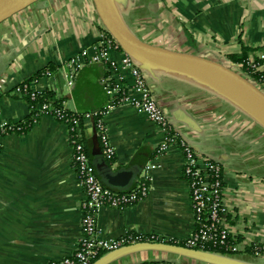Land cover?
Instances as JSON below:
<instances>
[{
	"label": "crops",
	"instance_id": "0c3cea01",
	"mask_svg": "<svg viewBox=\"0 0 264 264\" xmlns=\"http://www.w3.org/2000/svg\"><path fill=\"white\" fill-rule=\"evenodd\" d=\"M120 22L141 41L205 57L241 72L229 55L246 50L264 70V0H111ZM103 23L93 0H35L0 23V121H23L30 113L14 92L49 65L53 70L30 88L51 91L77 114L103 109L108 77L130 86L129 69L103 63L83 66L67 84L66 61L98 51ZM119 63L122 53L110 50ZM151 96L173 129L201 159L223 170L225 219L237 251L233 260L264 264V122L239 99L198 74L152 64L139 65ZM133 95V94H132ZM115 155L107 160L84 118V144L100 182L101 170L140 169L148 193L137 204L102 208L99 235L118 239L129 232L184 240L194 230L184 155L177 145L158 153L159 128L128 102L104 117ZM0 151V264H48L73 254L81 235L85 192L72 161L67 125L43 114L24 134L11 133ZM130 188V189H131ZM110 253V252H109ZM102 254L96 261L106 256ZM94 261L93 263H95ZM92 263V264H93ZM108 264H205L177 254L142 250Z\"/></svg>",
	"mask_w": 264,
	"mask_h": 264
},
{
	"label": "built area",
	"instance_id": "2783aa9c",
	"mask_svg": "<svg viewBox=\"0 0 264 264\" xmlns=\"http://www.w3.org/2000/svg\"><path fill=\"white\" fill-rule=\"evenodd\" d=\"M110 50L120 51L122 57L119 63L108 57ZM103 63L109 69L116 71L119 68L129 69L133 82L130 86L108 77L104 80V90L109 97L107 105L94 112L84 114V118H97L95 132L99 137L101 151L107 160H112L115 155L111 145L107 127L104 122L105 115L122 102H128L139 111L146 114L149 121L154 123L162 133V141L157 149L158 153L165 152L170 146L177 145L183 152V175L188 182L191 208L194 220V230L180 245L191 249L203 250L205 246L222 248L225 251L235 252L237 246L230 234L225 219L226 206L224 202L223 170L219 162L201 159L184 140L179 138L169 119L151 96L149 88L137 66V62L125 53L117 41L104 29L100 36L98 51L90 57L85 52L70 57L65 66L67 71V84L71 85L78 71L85 65ZM253 68H259L256 63H250ZM36 81V80H34ZM19 96L30 95L33 99L36 92L30 88V82H23L14 88ZM133 94V95H132ZM39 119L43 114L50 115L58 121L62 115L59 112L46 113L47 105H37ZM38 121V120H37ZM35 121V122H37ZM11 121H0V151L3 147V138L13 133ZM68 140L72 147V161L77 173V178L85 192L80 218L81 235L73 254L53 260L48 264H92L100 254L109 253L123 247L138 243H166L167 239L157 235H141L143 242L135 239L126 240L124 236L118 239H106L99 235L96 218L102 208L124 209L137 204L148 193L149 175L143 174L135 186L125 192H116L105 187L98 179L95 168L90 162L84 145L81 141L82 133L77 121L69 127L67 123ZM76 126V128H75ZM78 126V128H77ZM169 240V239H168ZM181 240H176L179 242ZM257 249L264 248V244ZM101 256V255H100Z\"/></svg>",
	"mask_w": 264,
	"mask_h": 264
},
{
	"label": "water",
	"instance_id": "95a60500",
	"mask_svg": "<svg viewBox=\"0 0 264 264\" xmlns=\"http://www.w3.org/2000/svg\"><path fill=\"white\" fill-rule=\"evenodd\" d=\"M35 0H0V23L22 11ZM103 27L117 41L121 49L139 65H162L185 72L195 71L221 89L232 94L246 105L250 112L264 122V90L232 66L217 61L149 45L132 34L119 20L111 0H93ZM192 73V72H190ZM103 170V169H102ZM101 170V181L116 192L130 190L131 181L140 174V169ZM142 250H157L188 257L205 264H242L224 255L191 249L168 243H138L108 253L93 264H108L128 253Z\"/></svg>",
	"mask_w": 264,
	"mask_h": 264
},
{
	"label": "trees",
	"instance_id": "16d2710c",
	"mask_svg": "<svg viewBox=\"0 0 264 264\" xmlns=\"http://www.w3.org/2000/svg\"><path fill=\"white\" fill-rule=\"evenodd\" d=\"M247 51L243 50L240 54H234V55H229V59L234 62V63H239L242 67L241 69V73L244 74L247 78L252 79L254 81V83L259 86L260 88H262L264 90V70L260 69V68H253L252 65L250 64V62L247 59V55H246ZM53 70V66L49 65L46 68H44L41 71H38L32 78L31 80H38L40 77L44 76V75H49L51 73V71ZM31 80H27L26 82H30ZM25 98L28 101V105L30 108V113L27 116V118H25L23 121H19V122H12L13 124V133H17V134H24L25 132H27L33 125V123H35V121H37V118H34L35 115L38 114V109H37V105H47V109L45 110L46 113H55V112H59L62 117L58 118L59 122L62 123H67L69 127L74 125V122L77 121L79 129L83 135V128H82V123H83V117L84 114H77L74 113L72 111H70L67 106L65 105V102L59 98H56L54 96V94L49 91V90H44L41 92H36V95L33 99H31L30 95H26ZM96 117L93 118V123L95 125L96 122ZM77 126V128H78ZM76 128V126H75ZM94 136H95V141L97 142L99 148H101V144L99 141V137L96 135L95 132V126H94ZM85 151L87 152L86 146L84 144V136H82L81 139ZM126 240H131V239H135L136 241H141L143 242L145 240L144 236H141L140 234L136 233V232H129L127 234L124 235ZM168 244H181L182 245V240L179 242H176V240L173 239H169L167 240ZM261 249L264 248H252L251 251H260ZM204 251H209V252H215V253H220V254H227L230 253L231 251H225L222 248H217V247H213V246H205L203 248ZM102 255V254H100ZM99 255V257H100Z\"/></svg>",
	"mask_w": 264,
	"mask_h": 264
},
{
	"label": "rangeland",
	"instance_id": "374dc122",
	"mask_svg": "<svg viewBox=\"0 0 264 264\" xmlns=\"http://www.w3.org/2000/svg\"><path fill=\"white\" fill-rule=\"evenodd\" d=\"M213 253H215V252H213ZM234 253H235V252H230V253H227V254H220V253H217V254L224 255V256L227 257V258L233 259L232 255H233Z\"/></svg>",
	"mask_w": 264,
	"mask_h": 264
},
{
	"label": "bare ground",
	"instance_id": "6f19581e",
	"mask_svg": "<svg viewBox=\"0 0 264 264\" xmlns=\"http://www.w3.org/2000/svg\"><path fill=\"white\" fill-rule=\"evenodd\" d=\"M189 72H192V73H194L195 71H192V70H191V71H189Z\"/></svg>",
	"mask_w": 264,
	"mask_h": 264
}]
</instances>
